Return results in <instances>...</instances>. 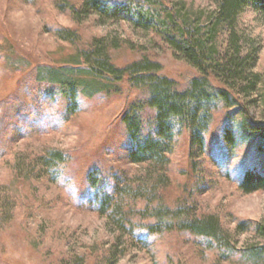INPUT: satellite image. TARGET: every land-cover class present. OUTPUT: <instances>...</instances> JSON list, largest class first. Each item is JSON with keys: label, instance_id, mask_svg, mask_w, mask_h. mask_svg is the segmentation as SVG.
<instances>
[{"label": "rangeland", "instance_id": "374dc122", "mask_svg": "<svg viewBox=\"0 0 264 264\" xmlns=\"http://www.w3.org/2000/svg\"><path fill=\"white\" fill-rule=\"evenodd\" d=\"M86 1L0 0V264H264V190L240 187L250 155L242 128L264 135V13L247 1L227 19L221 0H128L163 7L195 34L208 60L200 71L163 29L100 18ZM232 58L244 67L233 79L220 71ZM101 60L118 69L149 60L180 90L205 77L235 100L214 99L199 117L203 147L187 124L160 162L134 164L122 117L146 90L111 77L112 92L80 95L70 112L61 94L45 101L36 81L40 67ZM96 72L109 80L108 66ZM142 117L150 131L154 112ZM95 167L116 192L104 212L87 181Z\"/></svg>", "mask_w": 264, "mask_h": 264}, {"label": "trees", "instance_id": "16d2710c", "mask_svg": "<svg viewBox=\"0 0 264 264\" xmlns=\"http://www.w3.org/2000/svg\"><path fill=\"white\" fill-rule=\"evenodd\" d=\"M245 1L251 3L258 12L264 13V0H221L222 15L227 19L233 18L240 2ZM83 8L89 14L98 15L100 18L109 17L140 24H154L165 31L168 43L176 51L182 53L194 67L200 71L206 69L205 64L208 60L204 44L195 34L183 31L177 25L174 17H166L163 7H156L152 4L132 5L128 0L113 2L87 0ZM96 58L100 59V56ZM241 62L239 59L233 58L229 61L226 60L223 70H220L221 74L226 78H238L244 70ZM106 66L109 70L107 75L109 80H104L96 75L99 68H106ZM159 67L158 64L146 60L134 63L124 69H118L101 60L96 66L87 69L56 70L40 67L36 81L43 90L45 101L54 103L58 101L61 94L70 112L79 105L80 95L94 97L102 91L112 92L115 85H106L111 84V77H115L119 81L126 78L125 81L132 83L133 87L146 90L148 97L144 101L131 103L123 113L122 121L128 135V159L134 164L160 162L170 149L179 126L191 124L193 144L203 147L205 143L201 131H204L205 127L201 121H198L199 117L207 116L206 112L210 109L214 99L225 102L235 99L228 90L220 87L215 88L205 77L192 80L186 89L180 90L174 81L158 75ZM146 108L154 112L150 131L146 130L142 117V112ZM238 112L231 113L224 123L230 122ZM259 128L253 124H244L242 128V132L245 134L243 137L250 143V155L241 177L240 187L248 193L264 190V162H262L264 159V135L261 133L252 138V132ZM231 138L232 130L229 127L224 132V139L225 141L233 140ZM61 155V153L54 152L51 158L62 160ZM87 181L94 189L92 198L95 201L94 204L103 212L108 210L114 200L115 189L110 188V183L104 179L97 167L89 170ZM260 231L264 234V228H261Z\"/></svg>", "mask_w": 264, "mask_h": 264}]
</instances>
